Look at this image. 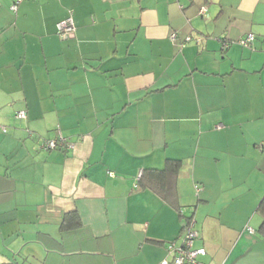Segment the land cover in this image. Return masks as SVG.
<instances>
[{"label": "crops", "instance_id": "crops-1", "mask_svg": "<svg viewBox=\"0 0 264 264\" xmlns=\"http://www.w3.org/2000/svg\"><path fill=\"white\" fill-rule=\"evenodd\" d=\"M12 3L0 264H161L188 220L197 264H264V0ZM58 134L72 147H40Z\"/></svg>", "mask_w": 264, "mask_h": 264}, {"label": "built area", "instance_id": "built-area-1", "mask_svg": "<svg viewBox=\"0 0 264 264\" xmlns=\"http://www.w3.org/2000/svg\"><path fill=\"white\" fill-rule=\"evenodd\" d=\"M23 0H14L10 6L12 11H15L17 8L18 3ZM207 9L205 7H201L198 11L199 15L203 17L206 16ZM56 33L59 35L60 38H67L69 37L75 29L73 18L71 12H69L68 16L59 20L55 24ZM175 33L170 35V38L173 40L175 39ZM189 39L188 37L186 38ZM254 39V35L248 34L245 37L239 39L237 43L240 46L248 47L252 43ZM15 117L24 118L25 113L24 111H18L15 114ZM66 147L71 148L72 143L68 142L61 134H58L53 139L44 140L40 147L43 149L51 150L57 147ZM193 222L191 220L187 221V224L184 228L183 236L181 238V244L176 246L175 243L169 242L167 245V253L172 255V259L169 261L164 259L161 261V264H197L198 258L205 254V250L203 248H193V240L197 236V233L192 229Z\"/></svg>", "mask_w": 264, "mask_h": 264}, {"label": "trees", "instance_id": "trees-1", "mask_svg": "<svg viewBox=\"0 0 264 264\" xmlns=\"http://www.w3.org/2000/svg\"><path fill=\"white\" fill-rule=\"evenodd\" d=\"M223 43H226V42L224 41ZM179 163H180L179 160H169L168 166L166 167V169L169 168L171 171L177 170V168L179 166ZM172 166H174V167H172ZM170 167H172V168H170ZM258 209H259V211L262 214V226H264V196H263V198L260 201Z\"/></svg>", "mask_w": 264, "mask_h": 264}, {"label": "rangeland", "instance_id": "rangeland-1", "mask_svg": "<svg viewBox=\"0 0 264 264\" xmlns=\"http://www.w3.org/2000/svg\"><path fill=\"white\" fill-rule=\"evenodd\" d=\"M206 18V17H205Z\"/></svg>", "mask_w": 264, "mask_h": 264}]
</instances>
